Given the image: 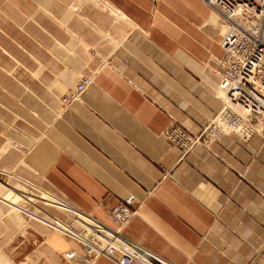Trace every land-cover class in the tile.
Segmentation results:
<instances>
[{
  "label": "crops",
  "instance_id": "0c3cea01",
  "mask_svg": "<svg viewBox=\"0 0 264 264\" xmlns=\"http://www.w3.org/2000/svg\"><path fill=\"white\" fill-rule=\"evenodd\" d=\"M84 4L73 18L66 8L45 10L42 18L59 26L38 28L27 49L0 43L1 71L14 69L7 82L58 86L57 115L22 155L4 157L0 174L21 179L9 171L18 159L24 175L56 196L21 179L26 185L110 228L107 209L134 195L142 206L123 234L170 264H264V136L223 134L183 160L164 137L172 124L198 133L223 106L222 17L205 0ZM83 80L84 91L65 105ZM10 92L19 98L18 88ZM15 191L0 182L2 216L17 211ZM8 213L16 223L0 217V264H116Z\"/></svg>",
  "mask_w": 264,
  "mask_h": 264
},
{
  "label": "built area",
  "instance_id": "2783aa9c",
  "mask_svg": "<svg viewBox=\"0 0 264 264\" xmlns=\"http://www.w3.org/2000/svg\"><path fill=\"white\" fill-rule=\"evenodd\" d=\"M205 1L227 27L220 42L224 55L218 60L223 106L198 133L177 124L165 130L164 137L177 149L179 160L198 147L209 148L223 134L244 142L254 135L264 136V0ZM86 84L87 80L81 81L63 98L64 104L77 99ZM39 203L43 202L29 201L33 210H25L22 214L73 239L91 260L105 256L116 264H170L123 234L142 206L134 195L107 209V216L115 228L72 206L75 213L63 220L45 210V207L54 208L52 205L43 203L42 207ZM37 207L39 210L35 214Z\"/></svg>",
  "mask_w": 264,
  "mask_h": 264
},
{
  "label": "rangeland",
  "instance_id": "374dc122",
  "mask_svg": "<svg viewBox=\"0 0 264 264\" xmlns=\"http://www.w3.org/2000/svg\"><path fill=\"white\" fill-rule=\"evenodd\" d=\"M49 1L51 0H1L0 43H3V46L9 47L12 44L16 46L23 44L24 48L27 49L29 40L33 39V34L36 33L38 28H42L44 25L59 26L60 21L58 20L51 22L42 18L45 10L48 12L49 10L59 12L61 8H66L71 14V18H73L79 13L82 15L81 11L85 5L84 3L90 0H52L55 4L51 6L47 5ZM47 7L48 9H46ZM15 16L17 18H14ZM74 23V20L69 19L67 26L72 27ZM16 29H19L18 35L12 36L11 33ZM13 38H16L19 44L14 43ZM40 38L43 37L41 36ZM36 56L42 59L43 51L39 46H36ZM13 70L10 67L8 73H3L0 69V168L4 157H7L11 152L22 155L29 145L45 131L58 112V86L40 82L31 84L30 87L24 83L11 84L7 80L8 75H13ZM19 74H23V69L19 70ZM16 88H18L20 95L18 99L13 98L14 96L10 92ZM14 162H17V165L19 164L18 159L14 160ZM17 165L16 169H9V171L23 179V181L26 180L42 190L55 195L49 189L44 188L37 180H32L24 175V172ZM21 179L12 178L7 174H0L1 183L8 184L19 190L26 189L40 196L37 191L31 189ZM9 196L12 200H16V205L19 204L18 198H13V194H9ZM39 205L43 207L44 204L39 203ZM19 206H24L23 208L27 210H33L25 202H20ZM45 210L63 220L68 219L72 215L71 213L69 215L67 212L51 207H45ZM8 212H13L17 215V223H26L22 217L24 216L23 214L21 216V213L12 208H8ZM6 214L5 216L0 214V217H5L11 223H16L9 217L10 213Z\"/></svg>",
  "mask_w": 264,
  "mask_h": 264
},
{
  "label": "bare ground",
  "instance_id": "6f19581e",
  "mask_svg": "<svg viewBox=\"0 0 264 264\" xmlns=\"http://www.w3.org/2000/svg\"><path fill=\"white\" fill-rule=\"evenodd\" d=\"M221 95L223 97V93L222 92H221ZM8 175L12 176V174H9V173H8ZM30 187H31V189L37 191L40 194V196H38L36 193L28 191L26 189L25 190L24 189L23 190H19V189L15 188V190H16L15 192L17 193L16 194V198H18L19 204L16 205L15 204L16 201H12L11 203H12V205H14L15 209L17 211H19V213H21V215H22L23 211H25L27 209H24L23 208L24 206H22V207L19 206L20 202L29 203V201L48 203L49 205H52L54 208H56L58 210L67 212V214L75 213L74 209L72 207H70L67 203H65L64 201H62V200H60L58 198H55L52 195L47 194V193L43 192L42 190H39L38 188H35V187L31 186V185H30ZM38 210H39V208L37 207L36 210L34 211V213L37 214Z\"/></svg>",
  "mask_w": 264,
  "mask_h": 264
}]
</instances>
